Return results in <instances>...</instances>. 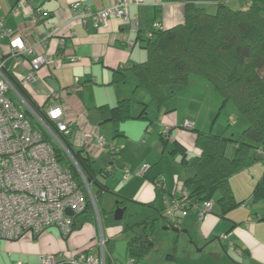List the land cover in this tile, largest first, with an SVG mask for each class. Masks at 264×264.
<instances>
[{
  "label": "crops",
  "instance_id": "0c3cea01",
  "mask_svg": "<svg viewBox=\"0 0 264 264\" xmlns=\"http://www.w3.org/2000/svg\"><path fill=\"white\" fill-rule=\"evenodd\" d=\"M221 1L229 6L228 0ZM242 1H244L242 9L247 8L249 4L245 0ZM234 2L236 4V1ZM19 3L24 4L25 0H0V25L4 30L14 34L13 37L0 38V49L7 54L12 41L17 37H20L28 47H32L36 40L43 42L44 48L39 46L36 50H32V54L26 53L19 56L22 64L16 72V78L21 82L30 68L29 61L37 54H41L43 50L47 51L52 58H57L62 54L67 56L63 57L64 61L59 63L56 68L42 67L38 70L35 81L30 85L24 84V86L27 85L26 91L41 110L45 111L52 105H60L64 108L67 117L75 121V128L78 131L93 132L103 136L107 144V140H109L116 147L123 146L122 150L120 147L119 155H124L118 161H115L116 157H113L109 151L95 150L92 152L91 156L95 161L104 154L111 155V159L108 161L105 159V163L97 164L98 166H107L113 161L112 165L121 164L119 168H131L137 173L147 162L160 166L163 162L161 160L163 153L167 149L171 152L176 144L183 146L186 153L189 150L195 152L196 155L199 153L196 148L195 133L180 132L179 128L185 120L190 119L195 121L197 129L204 130L203 121H200L203 109L195 111L189 108L186 115L180 116L176 111L178 110L177 94L175 97L168 96L162 106L158 105L160 111L163 112L159 131L157 128L150 131L151 122L144 125V131H146L142 141L144 139L145 142L140 141V135L132 136L128 129L129 120L115 123L109 119V113L106 111L117 106L121 100H131L136 94L141 95L142 100L153 102L148 94H142L144 89L137 88V81L131 68L133 65L147 61L145 40L152 33L156 23L161 24L164 29H171L185 21V3L183 1L145 0L141 6H131L129 15L131 20L137 22L135 28L128 21L114 16L109 19L106 27L99 28L95 27L92 20H89L87 25L80 20H73L72 7L76 3H80L92 11H101L112 7L116 0H29L28 5H23L15 14L13 8ZM231 3L233 4V2ZM203 5L210 8L214 6V3L203 2ZM237 6L239 5L237 4ZM38 9H41L43 19L34 24L31 16ZM73 57L79 61L70 63L69 58ZM75 79H77L76 82ZM56 84H59V90L56 89ZM195 86L206 85L187 86L188 89L183 90L182 94H187L190 98L194 97L193 88ZM89 87H91L90 92L106 89L111 93L109 97L106 96L102 99L100 97L93 101L99 111V119L97 118L99 125L105 128L110 127L106 137L102 135L100 128L91 125L93 123L89 115L91 107L86 93ZM168 101L169 104H166ZM219 103L220 99L217 100V105ZM163 107L164 109H162ZM219 114L217 113L215 118ZM147 115L145 119H149ZM139 130L142 131L140 126ZM167 130L170 132V138L167 137L165 141L166 138L163 135ZM226 131H232V128L227 127L224 132ZM119 142L121 143L118 146ZM162 143H164V148L159 156V146ZM151 144L155 150L158 149L155 154L148 153L146 150L145 145ZM140 149L148 154V158L142 159L140 155H136L142 152ZM259 163L261 164L253 165L248 170L234 175L230 180L236 201L243 202L241 206L223 217L220 214V207L214 203L211 213L204 220H200L198 212L193 210L180 223L181 230H187V237L202 248L198 252H202L203 258L209 259L210 263L264 264V201H261L263 203L252 202L254 188L264 172V163ZM114 170L105 181L109 190H112L109 180L116 175ZM122 173H124L122 170L119 171L117 176L123 175ZM177 173L179 174V172ZM138 176L136 174V176H132L134 177L132 179L131 176L126 178L124 173V182L121 184V188L113 191L117 192V199L126 200V206H128L129 200L134 199L140 206L150 207L149 209L154 211L152 210L153 212L149 216L155 215L158 211H161L162 214L166 213L168 205L165 198H170V194L178 190V185L172 191L173 187L166 181L164 171L158 172L156 168H149L144 176ZM235 179H239L236 185H234ZM159 181L162 182V188L156 187ZM184 190L188 192L189 189L185 187ZM105 193L101 194L100 202ZM101 206L103 207L102 203ZM102 210L105 213L106 210L104 208ZM77 222L81 224L80 227L64 238L56 227L49 228L35 238L30 235L16 240L0 238V264H42L41 259L46 255L57 257L60 255L61 259L69 261L79 252L89 249L94 254L101 253V238L104 239L105 245L107 242V246H105V252L108 254L107 264H123L108 247V243L112 239L118 235L123 236V227H118L119 223L114 224V227L119 228V232L110 236L108 231L109 237L106 241L103 236L102 221L98 222L95 212L79 216ZM164 229L167 230L165 227ZM223 235L227 236L226 241L221 240ZM227 241L232 243L235 248H229L226 245ZM189 256L193 257V255L184 256L183 254L178 258L174 253L168 255V259H171L173 264H181V260H183L182 263L185 262L184 264H194V261L190 260L191 258L188 260Z\"/></svg>",
  "mask_w": 264,
  "mask_h": 264
},
{
  "label": "trees",
  "instance_id": "16d2710c",
  "mask_svg": "<svg viewBox=\"0 0 264 264\" xmlns=\"http://www.w3.org/2000/svg\"><path fill=\"white\" fill-rule=\"evenodd\" d=\"M181 1L185 3V21L171 29L154 31L153 37L145 40L147 61L131 68L137 88L147 91L152 101L162 106L168 96H176L178 88L187 86L194 77H199L210 83L220 95V111L231 102L244 119V129L239 137L234 132L231 135L232 131L221 134L203 132L196 128L195 123L192 132L196 135L199 153L188 158L180 144H176L171 151L173 155L180 153L183 156L181 163L193 169L184 184L170 194V197L185 199L186 213L180 216L182 222L190 211L195 210L199 215L195 207L205 202L218 205L223 217L241 206L243 202H237L234 197L231 178L259 161L264 163V0H245L250 5L237 10L221 0ZM203 2L216 3V11L208 12ZM13 80L29 103L42 112L24 85L16 77ZM140 104L142 107L137 117L145 119L149 104ZM106 111L109 119L115 123L134 118L129 99L119 101L117 106ZM56 151L59 162L71 169L81 185L74 165L61 151ZM110 153L114 157L120 151ZM73 154L98 205L101 194L108 190L105 181L113 173V161L100 167L92 154L84 150L74 149ZM176 172L179 171L176 169ZM157 185L160 188L163 186L161 181ZM185 187L189 189L188 192H185ZM87 198V209L75 217L73 231L81 225L77 222L79 216L94 213L92 203ZM118 201L121 207L126 206V200L118 198ZM261 201H264V172L252 193V202ZM129 217L125 215L122 221V234L127 244L126 263L132 259L134 264H142L152 252H158L155 236L159 224L162 223L167 230L173 227L181 229V222L177 225L171 222L167 212L162 214L158 211L134 224L129 222ZM226 245L231 248L228 241ZM83 252L87 254L92 251ZM107 260L108 254L105 252L106 264ZM60 263L70 264L68 260Z\"/></svg>",
  "mask_w": 264,
  "mask_h": 264
},
{
  "label": "built area",
  "instance_id": "2783aa9c",
  "mask_svg": "<svg viewBox=\"0 0 264 264\" xmlns=\"http://www.w3.org/2000/svg\"><path fill=\"white\" fill-rule=\"evenodd\" d=\"M19 3L13 12L18 13L19 8L27 6ZM145 0H116V3L105 10L92 11L80 3L73 5V20H80L87 25L92 20L95 27H106L111 17L128 21L133 28L137 22L131 20L129 10L131 6H141ZM32 22L43 19L41 9L31 16ZM0 25V38L13 37L12 32L4 30ZM161 24L154 25L149 38L154 31L162 30ZM43 42L35 41L32 47L17 37L12 41L10 51L5 54L0 49V238L16 240L26 235L33 238L40 236L49 228H58L63 237H68L75 224V217L83 214L88 205V198L92 203L98 222L99 212L90 185L78 165L73 154L74 149H81L92 154L95 150L118 152V147L107 144L105 138L99 134L87 131H78L75 121L68 118L60 105H52L45 111H38L20 92L13 78L22 64L19 56L32 54V50L43 47ZM44 48V47H43ZM66 55L52 58L43 50L32 58L28 73L21 85L35 81L38 70L42 67L56 68L63 62ZM70 63L79 59L69 58ZM194 127V121L186 120L185 125ZM168 133V132H167ZM61 151L74 165L82 181L79 185L70 168L63 166L58 159L57 151ZM149 169L145 164L136 174L143 176ZM125 177L129 178L131 172L126 169ZM86 191V193H85ZM168 205L167 215L171 222H181L180 216L185 215V199L166 197ZM212 202L197 205L200 220H204L210 213ZM70 209L74 216L66 211ZM226 239L225 236L222 238ZM101 253L79 252L72 257L70 264H106L105 241L100 240ZM231 248H235L230 243ZM59 255H46L41 259L42 264H61L64 259ZM59 258V259H58ZM126 264H134L130 259Z\"/></svg>",
  "mask_w": 264,
  "mask_h": 264
},
{
  "label": "rangeland",
  "instance_id": "374dc122",
  "mask_svg": "<svg viewBox=\"0 0 264 264\" xmlns=\"http://www.w3.org/2000/svg\"><path fill=\"white\" fill-rule=\"evenodd\" d=\"M236 1V4L235 2ZM229 6L232 9H242V7H244V1L242 0H228ZM233 2V4L231 3ZM214 3V2H213ZM231 4V5H230ZM237 4L239 6H237ZM249 4V3H247ZM250 5V4H249ZM214 8V9H213ZM217 5L216 3H214V6L212 7H208L206 6V9L208 12L210 13H214L216 11ZM25 76V75H24ZM74 81V80H73ZM77 81V79H75V82ZM195 84H205L206 86H195L193 88V92H194V97L190 98L187 94L183 95V90L188 89L187 86L190 85H195ZM30 85V84H29ZM185 87H180L177 89V96L176 98H178V110H176L177 112H179L180 116H184L187 114V110L190 108V110H195V111H199L200 109H203V116L201 117L200 121H203V129L202 131L204 132H213L215 134L217 133H222L225 131V129H227V127L232 128V132L231 135H233V132L236 134L237 137L240 136V134L242 133L244 126H242L243 123V118L240 117L239 112L237 111L236 107L234 106L233 103L229 102L226 104V106L220 111L221 108V102L222 100L220 99V95L214 90L213 86L210 83H207L206 81H204L203 79L199 78V77H194L191 82ZM24 87H27L24 86ZM56 89L59 90V84H56ZM91 91V87L88 88L87 90V94H88V103L90 104L91 110H90V119L93 122L91 125L97 128H100V132L103 133L102 135H104L106 137V135L108 134V130H110V127L107 126L106 128L104 126L99 125V121H98V108H96V104H93L94 99H99L101 97V99L103 97H109L110 96V92L109 90H95L94 92H90ZM89 92V93H88ZM146 92V93H145ZM142 94H148V96L151 98V95L147 92V91H143ZM220 99V103L217 105V100ZM132 102H131V106H132V113L134 116L138 115V112L141 108V104L140 101H144L146 103L149 104L148 107V118L150 119H139V118H132L129 120V125H128V129L131 132L133 137H137L140 135V141L141 142H145V140L143 138V135H145V131H144V125L149 124V122H151V128L150 131L154 128H157V131H159V126L160 123L162 121L163 118V112L160 111L159 106L154 103L151 102L150 100H142L141 95H135L132 97ZM152 100V99H151ZM169 104V101L168 103ZM216 105V108H215ZM164 109V107L162 108ZM220 111V114L217 118L216 115L217 113ZM98 118V119H97ZM190 120V119H187ZM96 121V122H95ZM192 121V120H191ZM184 123V122H183ZM182 123V124H183ZM181 124V125H182ZM139 126L142 129L139 130ZM180 132L182 131H186V132H192L193 127H191L190 125V121H189V125H185V123L179 128ZM165 133V132H164ZM165 138H167V135L164 134L163 135ZM165 140V139H164ZM108 144H112L111 141L107 140ZM148 141V139H147ZM166 141V140H165ZM171 142V141H170ZM121 142H119L117 145L119 146ZM148 144V142H147ZM164 143H162L159 146V151L160 154L159 156L162 154V150ZM170 146V144L168 145V147ZM121 150L123 148V146H120ZM120 147L119 151H120ZM146 150L148 153H156L158 151V149H154L153 145H148L146 146ZM167 149V148H166ZM142 152L137 153L136 155H140L142 157V159H146L148 158V154L144 153L143 149H140ZM188 153V154H187ZM187 157L188 158H192L194 157L196 154L195 152H193L192 150H189L187 152ZM124 154L121 155H116V159L115 161H118L120 158H122ZM177 155V156H176ZM110 156V157H109ZM175 158V159H174ZM105 159L108 161L109 159H111V155L108 156L107 155H103L100 159L98 158V160L96 161V163L99 164H104ZM183 156L179 155V154H171V152L167 149L162 157L161 160L163 161L161 163V165L159 166H155L154 163L152 162H147V164H149V168H156V170L158 172L160 171H164V176L166 178V181L172 185V191L175 190V186H177V188H180V186H182V184H184L185 179L191 175V173H193V169L190 166H186L183 165L182 162ZM261 162V161H259ZM255 163V165L257 164H261V163ZM108 163V162H107ZM119 165L121 164H114L115 167V177L111 178L109 180V185L112 186V190H106V193L104 194V198L102 199V201L98 203L99 205V209L101 212V221H102V228H103V236L105 237L106 241L108 239V231L110 233V236L115 234V232H119V228L118 227H122V221L120 222H116L114 219V215H115V206L118 202L117 199V192H113L115 191V189H120L121 188V184H123V177H124V171L126 169H128L132 175H131V179L134 178L132 176H136V172L135 170H132L131 168H119ZM175 169H177V171H179V174L175 171ZM124 172L122 173L123 175L121 176H117V174H119V171ZM149 170V169H148ZM148 170L146 172H148ZM239 174V173H238ZM139 177V176H138ZM237 180L239 179H235L234 181V185L237 184ZM157 188H160L159 185H156ZM156 188V189H157ZM159 190V189H157ZM101 203L103 205V207L101 206ZM263 203V202H260ZM128 206H126L127 212L126 215H130L129 217V221L131 223H136L141 221L143 218L149 216L154 210L153 209H149L150 207L147 206H140L138 204V202H136L134 199L129 200ZM105 209V213L102 212V209ZM153 210V211H152ZM148 213V214H145ZM119 223L118 227H114V224ZM188 234L184 233V232H179V233H175L173 232L171 229L165 230L164 226L162 224H159V227L157 229L156 232V244H157V249L158 252H152L148 257H146L143 261L142 264H173V262L171 261V259H168V255H173L175 253V255L180 258L183 254L184 256H188V255H193V257L191 258V256L188 257V260L190 259L191 261H194V264H216V263H210V261H208L209 259L207 258H203L202 256V252H198L201 251L202 248L198 247L195 242L191 241L190 238L187 237ZM64 238V237H63ZM108 247L114 252L115 257H117L121 262L126 263V241L124 239V237L122 235H118L115 239H112L109 243H108ZM184 247L185 250H184ZM184 251V252H183ZM181 260V259H180ZM183 260H181V264Z\"/></svg>",
  "mask_w": 264,
  "mask_h": 264
},
{
  "label": "water",
  "instance_id": "95a60500",
  "mask_svg": "<svg viewBox=\"0 0 264 264\" xmlns=\"http://www.w3.org/2000/svg\"><path fill=\"white\" fill-rule=\"evenodd\" d=\"M119 201L117 202V207L115 208L116 211H115V215H114V219L116 222H120V221H123L124 218H125V215H126V212H127V207H121L120 205H118ZM66 214L69 215V216H74V213L72 210L68 209L66 211ZM171 230L175 233H179V232H184V233H188L187 230H181L179 228H171Z\"/></svg>",
  "mask_w": 264,
  "mask_h": 264
},
{
  "label": "clouds",
  "instance_id": "9594fccd",
  "mask_svg": "<svg viewBox=\"0 0 264 264\" xmlns=\"http://www.w3.org/2000/svg\"><path fill=\"white\" fill-rule=\"evenodd\" d=\"M162 27H163V26H162ZM42 111H43V110H42ZM185 121H186V120H185ZM185 121H184V123H185ZM192 121H193V120H192ZM184 123H183V124H184ZM183 124H182V125H183ZM194 125H195V121H194ZM167 132H168V133H167ZM165 134L167 135V137L170 138V136H169V134H170L169 130H167V131L165 132ZM165 140H167V138H166ZM144 165H145V164H144ZM144 165H143V166H144ZM147 165H148V164H147ZM149 167H150V166H149ZM145 173H146V172H145ZM144 175H145V174H144ZM144 175H143V176H144ZM96 204H97V202H96ZM97 208H98V205H97ZM98 212H99V218H100V222H101V217H100V211H99V208H98Z\"/></svg>",
  "mask_w": 264,
  "mask_h": 264
}]
</instances>
